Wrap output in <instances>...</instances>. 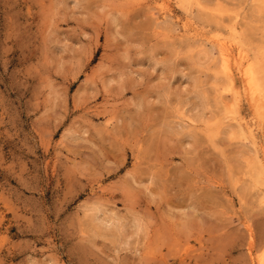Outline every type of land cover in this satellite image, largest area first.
Segmentation results:
<instances>
[{
	"label": "rangeland",
	"instance_id": "obj_1",
	"mask_svg": "<svg viewBox=\"0 0 264 264\" xmlns=\"http://www.w3.org/2000/svg\"><path fill=\"white\" fill-rule=\"evenodd\" d=\"M240 54L264 0H0V264H264Z\"/></svg>",
	"mask_w": 264,
	"mask_h": 264
},
{
	"label": "bare ground",
	"instance_id": "obj_2",
	"mask_svg": "<svg viewBox=\"0 0 264 264\" xmlns=\"http://www.w3.org/2000/svg\"><path fill=\"white\" fill-rule=\"evenodd\" d=\"M227 44L228 43L222 42L220 54H221L222 60L224 62L223 66H224L225 71L227 72V74L230 77H232V65H233V63H235L234 61L236 60V58L234 57L232 51L230 50V47ZM238 61H239V70H241V72L243 74L242 76H244L245 83L249 87V90L251 92L250 94L252 96V100L256 101L257 100L255 97L256 94L258 92L262 91V89L264 87V76H263L262 72H260V68L258 66L259 64H254V63L250 62V60L247 59V57L243 56L242 54H240ZM233 82H234V79L232 80V84H233ZM257 96H259V95H257ZM250 99H251V97H250ZM259 101H261V99H259ZM259 101H257V102L261 103V104L263 103V102H259ZM261 104H259V106H261ZM240 120L243 121L244 117L240 116ZM239 128L241 129V131H250L247 124L244 125V124H242V122H239Z\"/></svg>",
	"mask_w": 264,
	"mask_h": 264
}]
</instances>
